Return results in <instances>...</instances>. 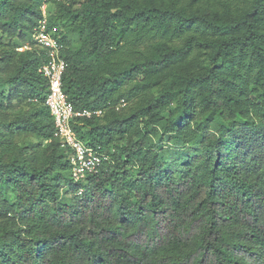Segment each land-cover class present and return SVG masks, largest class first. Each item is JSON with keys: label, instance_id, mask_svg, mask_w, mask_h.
<instances>
[{"label": "trees", "instance_id": "obj_1", "mask_svg": "<svg viewBox=\"0 0 264 264\" xmlns=\"http://www.w3.org/2000/svg\"><path fill=\"white\" fill-rule=\"evenodd\" d=\"M44 4L65 93L104 111L73 121L106 155L78 182ZM0 264H264V0H0Z\"/></svg>", "mask_w": 264, "mask_h": 264}, {"label": "built area", "instance_id": "obj_2", "mask_svg": "<svg viewBox=\"0 0 264 264\" xmlns=\"http://www.w3.org/2000/svg\"><path fill=\"white\" fill-rule=\"evenodd\" d=\"M43 18L36 27L34 39L36 43L47 52V61L40 68V72L49 80V92L45 104L54 120V136L58 138L63 147L71 149L72 177L78 182L88 174L98 171L106 155L99 148L85 144L77 136L73 121L77 117H99L104 111L102 109H82L77 110L75 105L69 100L63 89V76L67 68V61L63 56L65 49L60 36L55 35L57 27H48L47 6H42ZM122 101L121 106H125ZM83 189L79 191L82 194Z\"/></svg>", "mask_w": 264, "mask_h": 264}, {"label": "rangeland", "instance_id": "obj_3", "mask_svg": "<svg viewBox=\"0 0 264 264\" xmlns=\"http://www.w3.org/2000/svg\"><path fill=\"white\" fill-rule=\"evenodd\" d=\"M49 8H51V9L55 10V7H54V6H52V7H51V6H49V7L47 8V12H48V9H49ZM58 29H59V28H58ZM167 115H168V114H167V113H165V116H167Z\"/></svg>", "mask_w": 264, "mask_h": 264}, {"label": "clouds", "instance_id": "obj_4", "mask_svg": "<svg viewBox=\"0 0 264 264\" xmlns=\"http://www.w3.org/2000/svg\"><path fill=\"white\" fill-rule=\"evenodd\" d=\"M122 104V103H121ZM126 105V104H125ZM71 173H72V171H71Z\"/></svg>", "mask_w": 264, "mask_h": 264}]
</instances>
